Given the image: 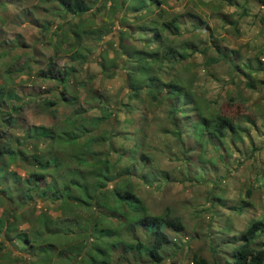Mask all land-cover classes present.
<instances>
[{"label": "rangeland", "instance_id": "obj_1", "mask_svg": "<svg viewBox=\"0 0 264 264\" xmlns=\"http://www.w3.org/2000/svg\"><path fill=\"white\" fill-rule=\"evenodd\" d=\"M93 1L92 8L77 17L64 12L57 0H0V87H5L13 96L8 104L9 110L3 112L2 121L10 120V117L19 119L8 130L0 124V135L5 131L14 140L22 136L27 124L53 128L64 119L81 118L88 124L84 135L78 138L84 143L87 137H95L102 130L106 137L116 117L118 129L112 132L114 137L111 140L107 139L108 145L102 144V150L106 151L108 146L114 150L125 147L127 137L130 140L127 146H134L136 154L135 162L130 165L137 170L132 181L140 185L139 196L144 199L149 213L160 216L167 209L170 215L181 220L183 230L167 234L171 242L160 252L162 263L139 261L138 255L135 258L122 247L104 248V254L96 252L93 255L96 261L115 264V254L116 264H192L191 257L195 254L211 264H226L232 260L233 249L243 242V231L253 221L264 219V73L251 74L254 84L248 88L246 84L250 78L234 71L232 63L216 56L218 63L204 65L201 64L203 55H193L191 51L184 62H190L195 69L183 75L196 74L192 99L178 96L155 105L144 97L145 100L131 112L127 106H122L129 105L131 83L124 68V51H120L119 46L121 42L140 49L144 27L150 21H159L158 13L163 11L170 16L178 15L180 29L179 34L164 32L158 35L159 42L167 38L174 42L192 40L199 44L202 39L210 44L205 58L221 51L227 57L238 50L236 62H253L254 58L264 62V0H162L159 6L156 2L149 4L150 13L144 10L135 13L128 8L129 5L118 3L113 15H110L113 0ZM189 14L197 19L188 17ZM198 18H202L209 28H193L199 24L196 23ZM118 33L125 37L120 42ZM212 38L216 40L214 43L209 41ZM201 46L203 44L198 45ZM152 48L155 45L145 49ZM103 64L107 67L105 70ZM177 66L175 68L182 69ZM154 67L166 69L161 64ZM66 70L72 74L68 90L77 92L73 107L63 104L64 98L59 101L63 87L57 81L62 80L60 74ZM90 80L95 88L91 92L88 91ZM53 92L59 93L58 97L53 96ZM164 95L158 96L164 99ZM101 97L107 101L104 102L105 110L102 108L104 113L113 110L114 102L121 100L122 104L116 106V112L107 121L93 126L92 119L97 115ZM65 98L68 99L69 94ZM196 103L210 114L229 119L237 126V132L226 131L224 138L215 139L205 131L201 136L203 141L196 131L199 138L195 137L192 124L198 121V117L191 106ZM173 107L185 108L187 112L183 117L186 119H181V113H176L177 116L174 113L169 119L167 114L172 113ZM174 120L176 126L172 123ZM176 128L182 131V141L172 134ZM95 142L90 141V154L96 150L95 144L92 148ZM3 145H10L11 149L17 146L9 140ZM33 148L30 147V151ZM141 153L149 155L151 161L139 160ZM7 158L5 155L1 159L5 161ZM112 158L115 159V154ZM7 162L9 170L23 178L31 171L20 162ZM167 173H172L173 177L163 181ZM142 175L144 181L140 179ZM150 181L152 184H145ZM45 183L42 180L39 186L44 188ZM52 202L39 204L37 196L35 202L22 209L28 216H33L29 210L32 207L35 208L34 216L40 212L57 217V212L61 211L64 222L72 220L62 235L63 244L53 242L57 247H52L53 252L71 246L85 247L82 240L86 237L80 238L83 233H76L75 227L91 225L97 209L77 206L72 213L68 207ZM15 210L12 200L0 190V217L7 214V222L11 223ZM22 219L16 218L15 224ZM20 224L25 228L26 223ZM252 247L264 248V234ZM25 248L13 233L0 232V264H20L22 259H27V263L36 262L37 257L27 253ZM80 260L78 257L73 263Z\"/></svg>", "mask_w": 264, "mask_h": 264}, {"label": "trees", "instance_id": "obj_2", "mask_svg": "<svg viewBox=\"0 0 264 264\" xmlns=\"http://www.w3.org/2000/svg\"><path fill=\"white\" fill-rule=\"evenodd\" d=\"M57 1L64 12L67 11L66 13H71L77 17L86 14L94 5L93 0L90 2L89 0ZM116 1L113 0L110 15H113L118 3H122L126 7L129 5L128 8L135 13H140L142 10L145 13H150L149 4L156 2V5L159 6L163 3L162 0ZM187 16L190 18L194 17L190 14ZM157 18L159 21H150L144 27L145 32H141L143 37L142 41L140 40V49L122 44L120 40L124 37V34H117L120 42L119 48L122 49L120 51H124L125 55L124 68L128 71L131 83V92L128 94L129 105H122L124 108L127 106V110L134 112L133 107L136 108L142 100H145L144 97H148L155 105L178 96L192 99L195 93L193 90L194 83L197 81L196 74L195 72L190 73L188 77L183 75L187 73L186 71L195 69L190 62H184L185 59L188 60L189 52L191 51H193L191 52L193 55L196 53L203 55L204 59L201 64L204 65L218 63L220 58L227 60L226 62L229 64L232 63L231 67L234 71H240V73L246 74L248 79L250 78L246 84L248 88H251L254 84L251 74L259 75L262 72L264 73V62H260L257 58H254L253 62L251 60L236 62L235 58L238 57V50L232 51L230 55H227L228 58L222 51L215 53L210 58H205L204 54L207 53L210 44L203 42L202 39L199 44H195L192 40L174 42V40H168L167 38H164L163 42H159L158 35H162L164 32L179 34L180 21L177 14L170 16L163 11L158 13ZM198 20H196V23L199 24L197 26L194 25L193 28L197 30L209 28L202 18H198ZM158 23L160 25H157ZM202 25L206 27H202ZM150 31L153 33H149ZM129 37H131V34H129ZM209 41L214 43L216 40L212 38ZM156 44H158L157 48ZM200 44H203L201 48L198 47ZM151 45H155V48L145 49ZM234 53L236 56H233ZM182 62H184V67H182ZM157 64L163 65L166 68L165 71L155 69L154 65ZM177 65H180L182 69L175 68L178 67ZM102 68L105 70L107 67L103 64ZM173 68H175V71H173ZM171 72H173V75ZM61 73L60 77L62 80L57 81L63 87L59 101L62 102L64 98L63 104L73 107L77 92L68 90L72 74L68 70ZM40 74L44 75L43 72ZM93 84V80H90L88 91L91 92L95 89ZM66 94H69L68 99L65 98ZM75 94L76 96H73ZM162 94H165L164 99L158 96ZM3 95L5 96L4 98ZM58 95L59 93L53 92V96L58 97ZM12 97V94L9 95L6 92L5 87H0V124L5 130L15 126L11 117L10 120L2 121L3 112L5 109H9L8 104L13 100ZM120 101L114 102L115 107L113 110L104 113L102 108L105 110L107 106L104 102L107 101L101 97L98 100L97 115L93 118L99 119L101 117L102 119L100 118L101 121L99 119L97 122L92 119L91 125L95 126L98 123H103L109 117H112L114 112H116V106L122 104ZM133 101L134 103L131 105ZM13 109L15 111V108ZM172 109V113L167 114L169 119L174 113L175 116H177L176 113H181L183 117L187 112L183 107H173ZM191 110H194L196 112L195 116L198 117V121L192 124V132L195 131L193 133L195 137L197 136L196 131L200 133L198 135L200 138L206 131L209 137L217 139L224 138L226 131L234 134L238 130L237 126L229 119L217 114H210L205 107L200 108L197 103L191 106ZM181 119L184 120L186 118L183 117ZM113 120L116 123L112 121L113 127L106 132V137L102 130L95 137H87L86 139L83 137L86 140L84 143L80 142L78 138L82 134L84 135L88 124L83 122L81 118L64 119L62 123L53 128L32 126L25 130L23 136L14 140L10 139L11 137L5 131L3 132L4 135H0V190L6 194L7 199L12 200V204L16 208L12 215L13 222H7V214L0 217V232L13 233L19 242L26 247L25 251L29 254L33 253L37 257L36 262L28 261L27 263V259H25L26 261L20 260V264H100L93 255L98 251L104 254V248L107 247L112 249L114 247H122L124 252L131 253L135 258L138 255L139 261L149 260L154 263H162L163 257L160 252L163 248L169 246L171 242L163 228L182 232L183 224L178 217L170 215L167 209L160 216H153L149 213L145 206V201L139 196L140 185L132 181V176H135L134 174L137 170L130 165L135 162L136 154H134V146H127L130 140L127 137L125 138L123 132L122 137L126 141L124 143L125 147L114 150L112 146H108L106 151L102 150V144L108 145L107 139L111 140L114 137L112 132L118 129L116 126L119 123L116 117ZM172 123L174 126L177 124L175 120ZM172 134L182 141L181 129H174ZM8 140L17 145L16 149H11L10 145H3V142ZM90 141H96L92 143V148L95 144L96 150L91 154L89 149ZM32 146L34 148L30 151ZM114 154L115 159L112 158ZM5 155L8 158L3 161L1 158ZM138 159L144 162L151 161V157L144 153H141ZM7 160L20 162L22 165H26L24 168L31 171L27 172L26 178H23L21 175L9 170ZM168 174H166L163 181H169L173 177L171 176L172 173ZM140 177L141 181L145 180L144 175ZM42 180L46 181L44 188L39 186ZM146 183L152 184L151 181ZM37 196L39 204H51L53 200L52 203L62 204L68 207V210L70 209L69 211H72V213L75 209L74 207L77 206L97 209L91 225L74 226L76 233L80 235L83 233L80 238L86 237L82 240L86 243L85 247L79 245L67 247L64 250L61 249L58 253L52 251V247H56L53 242L62 243V235L67 232L66 227L71 224L72 220L66 219V222H64L61 217V211L57 212V217H48L40 212L37 216H34V207L29 209L33 216L31 214L28 216L27 211L22 208L35 202V197ZM17 211L20 212L16 214ZM67 214L69 215V213ZM69 216L71 218L74 217L73 215ZM16 218L23 219L21 222H19V219L18 224H15ZM20 223H26V229L22 228L23 226ZM89 234L92 235L89 236ZM262 234H264V219L250 223L241 236L243 242L233 249L232 260L227 261L226 264H264V248L255 249L252 247L255 240ZM42 247H44V250H42ZM78 257L81 260L73 263ZM119 260L121 261L122 258H119ZM191 262L192 264H211L206 258L198 257L195 254L191 257Z\"/></svg>", "mask_w": 264, "mask_h": 264}, {"label": "crops", "instance_id": "obj_3", "mask_svg": "<svg viewBox=\"0 0 264 264\" xmlns=\"http://www.w3.org/2000/svg\"><path fill=\"white\" fill-rule=\"evenodd\" d=\"M5 96L3 95V98H4ZM9 110V109H8ZM8 112H10V111H8ZM48 114V113H47ZM19 119L18 118H16V119H13V122L16 124V123H18L19 121H18ZM32 126H39V125H36V124H34V125H32ZM31 125L29 126L28 124L26 125V129L27 128H29V127H32ZM25 133V132H24ZM24 133L22 134V136L24 135ZM143 201H144V199H143ZM163 231H165L166 232V234H168V235H170L171 234V232H176V231H174V230H172V229H168V228H163ZM126 256V255H125ZM117 256H115V254H114V261H115V264L117 263ZM22 260H24V261H26L25 259H22ZM141 264V263H140Z\"/></svg>", "mask_w": 264, "mask_h": 264}]
</instances>
